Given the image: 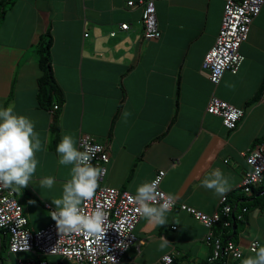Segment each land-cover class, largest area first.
Here are the masks:
<instances>
[{
  "label": "crops",
  "instance_id": "0c3cea01",
  "mask_svg": "<svg viewBox=\"0 0 264 264\" xmlns=\"http://www.w3.org/2000/svg\"><path fill=\"white\" fill-rule=\"evenodd\" d=\"M128 1L16 0L4 16L0 6V109L11 105L29 117L42 142L31 182L13 187L30 229L51 223L52 199L62 195L71 169L59 163L56 146L63 134H73L77 146L81 134H90L111 152L103 184L135 193L137 185L165 170L161 188L178 202L165 226L140 218L136 243L123 264H160L167 254L176 264H203L213 252L205 240L208 228L179 203L208 214L220 210L222 197L201 186L217 168L232 183L226 194L231 205L252 194L240 184L250 169L246 155L264 142V4L241 45L245 59L239 70L225 72L215 84L203 61L219 34L225 0H156L157 39L144 36L143 8ZM122 22L130 28L120 29ZM48 30L52 69L64 94L56 132L55 108H43L37 99L42 73L37 44ZM213 96L244 108L236 128L207 111ZM125 110L132 113L127 121L122 119ZM49 176L54 186L41 188L40 181ZM245 217L235 233L226 234L241 245L243 256L224 255L211 264H242L254 255L248 248L253 240L264 245V201L250 206ZM164 237L169 244L161 249ZM9 240L0 229V264L34 256L9 252ZM46 259L78 264L61 255Z\"/></svg>",
  "mask_w": 264,
  "mask_h": 264
},
{
  "label": "built area",
  "instance_id": "2783aa9c",
  "mask_svg": "<svg viewBox=\"0 0 264 264\" xmlns=\"http://www.w3.org/2000/svg\"><path fill=\"white\" fill-rule=\"evenodd\" d=\"M135 4L143 8L141 21L144 26V36L148 39L159 38L161 31L158 26L156 0L128 1L129 6ZM263 4L264 0H225L219 34L203 61V68L208 71L210 80L215 84L220 82L225 72L235 73L239 70L245 59L241 45L247 39L250 26L261 12ZM119 27L126 30L130 28V24L122 22ZM115 34L116 31L112 32V35ZM58 107V104L54 105L55 109ZM207 111L221 116L223 123L230 129L236 128L245 114L244 108L218 96L210 99ZM83 146L98 148L92 163L108 170L107 164L110 162L111 152L106 143L99 142L90 134H81L78 147L83 150ZM246 160L250 164V169L245 173L240 186L244 192L250 194L253 187L264 179V142L251 150L246 155ZM165 173V170H160L153 180L159 178V191L168 194L161 188ZM105 176L100 178L94 198L82 204L89 213L98 206L107 212V231L99 244L84 233L60 234L54 220L38 230L30 229L28 218L16 197L15 188L0 187V229L7 231L10 236L9 252L34 254L33 257H19L18 264H49L46 259L49 255H61L75 260L78 264H123L124 254L136 243L137 237L134 231L142 216L132 200L135 193L103 184ZM177 203L175 198L173 208ZM221 203L220 210L213 214L205 213L186 203H179L182 210L193 214L208 228L205 240L213 248L209 262H214L224 255L236 259L244 254L243 248L237 242L229 240L224 243L221 238L215 236L214 225L222 215L230 214L233 209L227 202V196L221 199ZM254 244L260 245L258 240H253L248 246L251 252ZM160 264L176 263L174 257L167 254L161 258Z\"/></svg>",
  "mask_w": 264,
  "mask_h": 264
},
{
  "label": "clouds",
  "instance_id": "9594fccd",
  "mask_svg": "<svg viewBox=\"0 0 264 264\" xmlns=\"http://www.w3.org/2000/svg\"><path fill=\"white\" fill-rule=\"evenodd\" d=\"M132 113L125 110L122 119L127 121ZM42 150V142L35 131V123L29 117L17 114L13 106L0 109V187L19 186L25 188L31 182L39 161L36 153ZM92 147L77 146L73 134L62 135L56 146L59 163L71 166L70 179L63 185L62 195L52 199L55 210L52 219L56 222L60 234L84 233L96 243L103 241L107 231V212L96 207L90 213L82 207L91 201L99 187L100 178L107 174V169L92 163L95 151ZM159 178L145 180L137 185L132 200L137 205L140 215L154 226H165L167 214L175 204L173 194H165L158 189ZM55 184L54 177L40 181L41 188L51 189ZM201 186L212 190L217 196L226 198L231 191L232 183L219 168L205 177ZM104 243V242H103ZM169 241L164 237L160 248H166ZM105 246L106 243H104ZM254 255L242 261V264H264V245L254 244Z\"/></svg>",
  "mask_w": 264,
  "mask_h": 264
},
{
  "label": "trees",
  "instance_id": "16d2710c",
  "mask_svg": "<svg viewBox=\"0 0 264 264\" xmlns=\"http://www.w3.org/2000/svg\"><path fill=\"white\" fill-rule=\"evenodd\" d=\"M16 0H0L2 6V16L6 13L7 7H11ZM52 33L48 30L37 44V52L40 55V67L42 70L38 79V93L37 99L41 107L46 109H54L55 104H62L64 101V94L61 90L52 69L51 63V44ZM58 114L59 110L54 109V131H58ZM264 201V179L259 188H254L252 194L249 196H242L232 201V212L228 215H222L214 229L215 236L221 238L224 243L233 240V236L227 237V232L235 233V227L239 223L245 222V215L250 206L260 205ZM246 209V211H244ZM228 223V224H227ZM221 256L220 258H222ZM203 264H211L205 262Z\"/></svg>",
  "mask_w": 264,
  "mask_h": 264
}]
</instances>
